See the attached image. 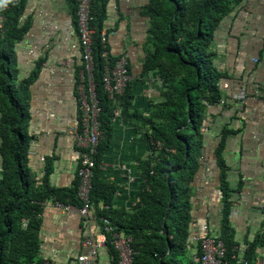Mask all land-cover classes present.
Returning a JSON list of instances; mask_svg holds the SVG:
<instances>
[{"label":"crops","instance_id":"0c3cea01","mask_svg":"<svg viewBox=\"0 0 264 264\" xmlns=\"http://www.w3.org/2000/svg\"><path fill=\"white\" fill-rule=\"evenodd\" d=\"M96 1V25L100 21L112 58L128 56L135 93L132 111L147 115L151 104L162 99L159 75L143 73L149 50L151 22L145 15L149 0ZM75 7V0H26L22 21L28 29L16 48L18 77L38 73L29 98L27 129L30 149L34 143L36 152L29 155L30 176L40 179L50 166V182L55 187L74 185L80 160L68 132L80 123L77 85L82 49ZM213 47L215 64L223 73L222 97L207 109L203 155L191 182L187 251L172 264L198 263L201 251L192 238L203 233L205 224L212 233L232 241L229 264H242L251 254L252 264L264 258V0H242L235 5L217 28ZM152 143L147 128L128 120L120 110L101 163L103 179L117 186L108 209L128 212L136 205L143 188L139 164L150 155ZM221 146L224 165L218 157ZM1 169L0 155V177ZM55 201L47 202L41 213V258L52 264H80L78 257L87 253L84 239L103 237L102 215L94 205L86 217L62 210ZM95 264H119L113 248L103 246Z\"/></svg>","mask_w":264,"mask_h":264},{"label":"trees","instance_id":"16d2710c","mask_svg":"<svg viewBox=\"0 0 264 264\" xmlns=\"http://www.w3.org/2000/svg\"><path fill=\"white\" fill-rule=\"evenodd\" d=\"M241 1L149 0L145 8L151 22L149 50L143 73L159 75L162 99L151 104L147 115L132 111L135 93L131 83L115 99L105 90L100 21L97 26L94 15L95 78L105 135L96 155L92 201L118 231L133 237L137 264H172L187 251L192 223L191 182L203 155L202 127L208 106L222 97L223 73L215 64L213 47L215 32ZM75 2L77 9L78 0ZM96 2L93 0V13ZM25 5L26 0H0V264H44L40 238L44 205L54 199L80 204L78 177L71 187H55L50 182V166L42 178L30 176L29 98L38 73L18 77L16 48L28 29L22 21ZM116 109L146 127L153 139L150 155L139 164L143 178L139 200L128 212L108 209L114 203L117 186L103 179L101 169L110 147ZM222 148L218 157L224 165ZM221 238L230 258L233 243ZM110 241L111 235L107 244L113 248ZM251 257L246 256L242 264H252Z\"/></svg>","mask_w":264,"mask_h":264},{"label":"built area","instance_id":"2783aa9c","mask_svg":"<svg viewBox=\"0 0 264 264\" xmlns=\"http://www.w3.org/2000/svg\"><path fill=\"white\" fill-rule=\"evenodd\" d=\"M76 15L79 42L82 49V65L79 69L77 85L80 123L78 127H72L68 132L73 135L80 153L79 167L77 169L80 204H67L57 200L55 201V205L64 211H76L82 216L88 217L91 215L93 208L92 191L96 155L105 135L101 120L103 107L97 92L95 78L94 38L96 30L92 26L94 20L93 0H78ZM100 36L103 44L102 56L104 58L102 82L109 96L115 99L125 93L133 76L130 71L127 54H122L113 60L107 47L106 33L101 32ZM242 94L246 95V91L243 90ZM119 113L120 109H116V116ZM34 146L35 144L32 143L29 155L36 154ZM41 160L44 161L45 157L42 156ZM101 219L104 224L103 237L101 239L88 236L84 239L83 245L87 247V253L81 254L78 257L79 263L95 264V258L99 254V250L107 244L108 236L111 235L110 242L117 252L119 264H137L136 255L138 251L133 247V237L122 231H118L109 217L102 216ZM192 239L199 244L201 254L198 261L201 264H229L225 241L221 236L212 233L208 224L203 226V233L195 234ZM247 248L248 246H245L244 251ZM44 264H52V262L47 260ZM253 264H264V258H256Z\"/></svg>","mask_w":264,"mask_h":264}]
</instances>
